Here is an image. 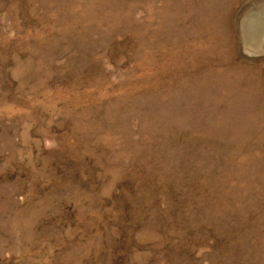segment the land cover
I'll return each instance as SVG.
<instances>
[{"label":"rangeland","instance_id":"374dc122","mask_svg":"<svg viewBox=\"0 0 264 264\" xmlns=\"http://www.w3.org/2000/svg\"><path fill=\"white\" fill-rule=\"evenodd\" d=\"M0 264H264V0H0Z\"/></svg>","mask_w":264,"mask_h":264}]
</instances>
